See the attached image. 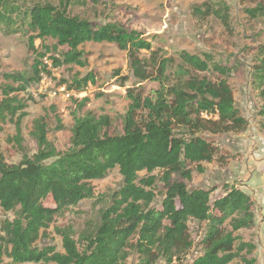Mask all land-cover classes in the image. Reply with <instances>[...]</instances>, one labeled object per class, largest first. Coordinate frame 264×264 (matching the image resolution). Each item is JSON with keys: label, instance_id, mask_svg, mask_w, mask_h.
I'll return each mask as SVG.
<instances>
[{"label": "trees", "instance_id": "1", "mask_svg": "<svg viewBox=\"0 0 264 264\" xmlns=\"http://www.w3.org/2000/svg\"><path fill=\"white\" fill-rule=\"evenodd\" d=\"M69 3L61 0L59 6L33 3L21 8L0 0V33L25 37L33 55L28 70L4 75L0 131L2 124L11 121L20 146L26 105L18 95L50 77L51 69L84 67L78 48L88 43L115 45L127 54L134 78L156 82L158 88L150 96L128 91L129 104L119 131L109 117L90 112L74 116L69 147L57 151L46 140L43 119H38L30 132L36 153L11 165L0 155V209L12 216L0 221V264H125L131 253L137 255V264H255L249 258L254 246L237 236L254 226V203L246 193L226 185L220 196L212 198L208 190H188L184 182L171 181L172 175L191 181L193 169L203 173L202 164L218 157L217 149L202 135L246 129L228 83L231 70L209 55L187 52L179 53L175 64L152 51L151 41L142 34L72 15ZM245 13L252 20L264 18V5ZM193 14L211 17L230 31L229 9L222 1L206 0ZM48 39L55 46L44 45ZM59 47L66 52L49 55ZM255 50L254 82L260 90L264 87V44ZM142 53L148 57H141ZM96 79L88 73L69 83L61 81V86L81 94ZM260 94L264 99V90ZM86 101L76 103L79 109ZM115 169L122 186L110 196V205L96 211L79 230L55 227L62 252L52 246L37 248L39 240L48 238L54 219L93 200L91 182ZM156 171L162 173L165 188L157 208L153 207L156 178L152 175ZM140 173L146 177L140 178ZM48 201L52 205H45ZM190 223L203 224L204 233L199 241L201 255L187 263L194 246Z\"/></svg>", "mask_w": 264, "mask_h": 264}, {"label": "rangeland", "instance_id": "2", "mask_svg": "<svg viewBox=\"0 0 264 264\" xmlns=\"http://www.w3.org/2000/svg\"><path fill=\"white\" fill-rule=\"evenodd\" d=\"M21 8L33 3L59 6L61 0H9ZM69 12L91 23L104 25L117 24L127 31H135L151 41L152 51L164 58H171L178 63V54L187 52L193 55H209L215 62L231 70L228 79L234 95L235 107L246 121V129L241 133L223 135H202L218 151L214 162L202 164L203 173L193 169L189 182L172 175L171 181H182L188 190L203 189L211 197L220 196L222 188L233 186L246 193L254 203V226L250 230L240 231L237 236L254 246L249 256L255 264H264V99L254 82L256 47L264 44V18L252 20L245 13L246 9L264 5V0H213L222 1L229 9L230 31L222 28L219 21L208 17L201 19L193 14L195 7H200L206 0H69ZM83 3V4H82ZM39 46V41L36 42ZM44 45L55 46L52 40ZM83 54L84 67L77 65L51 69V76L27 93L18 95L26 105L25 116L21 120V145L14 140L15 126L9 120L1 125L0 155L7 164H17L24 155L30 157L37 152L30 137L33 123L43 119L47 126L46 140L57 151L69 147L73 117L90 112L96 117H109L118 131L122 116L129 100L128 91H136L143 96H150L158 88L156 82H138L130 69L127 54L113 44L88 43L78 48ZM65 48H57L49 55L59 56ZM141 57H148L142 53ZM33 55L28 50L27 39L21 35L4 36L0 33V101L4 75L28 70ZM88 73L94 74L95 84L89 85L84 93L67 92L61 81L70 82L81 79ZM210 76V74H207ZM87 101L79 109L78 102ZM60 125V129L58 128ZM220 156H222L220 158ZM156 198L153 207H159L165 188L161 182L162 173L154 172ZM146 177L145 173L139 174ZM94 198L83 201L75 208H69L54 219L47 231L48 238L39 240L37 248L52 246L62 252L61 238L55 227L72 226L74 230L82 228L85 221L104 206L110 205V196L122 186V179L115 169L104 179L91 182ZM100 201V203H98ZM95 203V204H94ZM97 203V204H96ZM45 205H52L50 201ZM94 207V210L91 208ZM11 219L0 209V221ZM189 232L194 246L186 262L191 263L201 255L199 245L204 233V225L190 223ZM125 264H137V255L131 253Z\"/></svg>", "mask_w": 264, "mask_h": 264}]
</instances>
